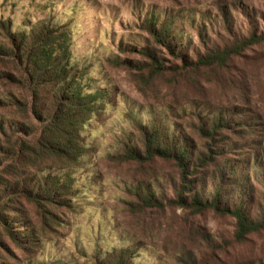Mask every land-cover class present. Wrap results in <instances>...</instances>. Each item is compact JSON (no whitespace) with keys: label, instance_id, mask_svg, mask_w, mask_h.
Segmentation results:
<instances>
[{"label":"rangeland","instance_id":"obj_1","mask_svg":"<svg viewBox=\"0 0 264 264\" xmlns=\"http://www.w3.org/2000/svg\"><path fill=\"white\" fill-rule=\"evenodd\" d=\"M70 9L75 11L71 17L66 13ZM153 11L194 13V20L205 30V35L201 37L199 29L186 24L189 33L186 55L193 62L200 55L223 50L252 34L259 39L238 54L231 52L225 64L183 69L181 60L156 43L147 28L146 18ZM51 14L67 21L75 15L73 23L80 28L75 37L77 54L96 52L95 56L105 55L107 60L119 58L121 61L117 65L110 61L105 63L108 78L120 95L105 127L94 130L100 146L98 170L103 185L92 183L86 172L81 174L80 182L89 187L85 208L77 214L65 210L62 218L72 222V230L60 231L63 234L53 232L46 238H54L50 242L69 250L67 254L73 250L71 243L76 234L87 248H92L94 240L88 244L84 237L86 230L92 223L108 224L107 219L116 217L124 232L159 250L168 264H264V229L241 236L238 220L232 214L180 208L169 203L180 185V173L173 161L123 162L118 159L120 152L115 153L117 149L113 151L115 154L107 153L112 130L125 126L124 111L130 106L139 107L143 113L150 107L156 112L168 113L169 121L179 127L182 134L189 137L191 146L200 152L208 151V140L199 131L207 118L206 108L230 110L235 121L242 116L256 117L259 119L254 129H261V134L245 131L235 123L233 129H226L217 137L219 146H228V141L235 143L234 149L222 152L219 161L240 162L249 157L250 163L256 149L245 147L248 140L260 141L256 147L264 150V0H0V24L7 23V27L25 28L23 25L35 24ZM9 41L8 32L0 26V43L8 45ZM140 47L157 54L166 66L163 73L156 74L146 68L149 61L141 54ZM23 68L19 59L0 51V123L6 126L25 124L21 105L25 103L26 94L21 75ZM94 71L99 72L98 65ZM130 130L137 134L133 127ZM6 131L13 135L9 128ZM20 134L17 132L16 136ZM0 140L4 146L1 128ZM3 156L0 151V170L11 164ZM213 169L203 168L202 172H214ZM242 174L249 176V183L243 189V208L251 217L261 219L264 215L263 182L251 169ZM6 179L11 180V176ZM142 182L152 186L159 200L165 202L164 208L140 206L134 187ZM211 183L209 180V190ZM18 200L21 202L16 204L19 216L30 215L34 223L40 225L36 207L25 206L23 199ZM16 226L17 230H24L23 225ZM1 240L6 241L10 251L0 246V261L22 264L26 259L25 250L18 249L4 235ZM153 259L146 264H157Z\"/></svg>","mask_w":264,"mask_h":264},{"label":"trees","instance_id":"obj_2","mask_svg":"<svg viewBox=\"0 0 264 264\" xmlns=\"http://www.w3.org/2000/svg\"><path fill=\"white\" fill-rule=\"evenodd\" d=\"M66 13L71 17L75 11L70 9ZM73 17L67 21L51 14L35 24L23 25L25 28L0 24L10 36L8 45L0 43V51L8 52L23 64L21 75L26 91L25 103L21 104L25 124L6 126L0 123L5 136L4 146L0 140V151L7 161H11L0 170V187H3L0 188V246L10 251L6 241L1 240L4 235L18 249H24L26 259L22 264H146L154 257L157 264H168L159 250L124 232L116 217L107 219L108 224L92 223L86 230L84 237L88 244L94 240L92 248H87L76 234L71 243L73 250L67 254L69 250L50 242L54 238H46L53 232L72 230V222L62 218L65 210L77 214L85 208L89 187L80 182L81 174L86 172L92 183L103 185L98 170L100 146L94 130L95 127H105L120 95L114 82L108 78L105 63L110 61L117 65L121 60H107L105 55L95 56L96 52L77 54L75 37L80 28L73 23ZM146 21L155 42L179 58L183 69L225 64L231 52L238 54L259 39L252 34L223 50L200 55L193 62L186 55V24L191 23L199 29L201 37L205 35V30L194 20L193 12L153 11ZM140 49L149 61L146 68L156 74L163 73L166 66L157 54L149 48ZM96 65L99 72L94 71ZM144 110L143 113L139 107L130 106L124 111V122L129 127L125 124L118 131L112 130L108 155L120 152L118 159L121 161L141 164L157 159L173 161L180 173V185L169 203L180 208L232 214L238 220L241 236L263 230L264 215L255 219L243 208V189L249 183V176L242 174L251 169L264 186V150L256 147L261 142L248 140L245 147L256 149L250 163L249 157L240 162H222L219 161L222 152L234 149L235 143L228 141V146H219L220 140L217 139L224 130L233 129L235 123L253 133L259 118L242 116L235 121L230 110L206 108L207 118L199 131L208 140V151L200 152L191 146L189 137L169 121L168 113L156 112L151 107ZM6 128L13 135H8ZM261 131L255 133L261 134ZM17 132L22 134L16 136ZM212 167L214 172H202L203 168ZM7 176H11V180H7ZM209 180H212L210 190ZM134 188L140 206L164 208L165 202L159 200L149 183L142 182ZM13 195L23 199L25 206L36 207L40 225L34 223L30 215L19 216L16 204L21 202ZM21 211L23 215V209ZM20 224L24 230H17L16 225ZM57 241L55 239L54 243ZM0 264L12 263L0 261Z\"/></svg>","mask_w":264,"mask_h":264}]
</instances>
